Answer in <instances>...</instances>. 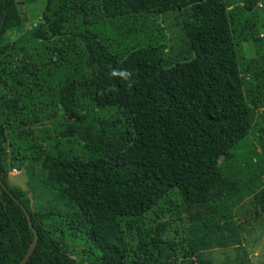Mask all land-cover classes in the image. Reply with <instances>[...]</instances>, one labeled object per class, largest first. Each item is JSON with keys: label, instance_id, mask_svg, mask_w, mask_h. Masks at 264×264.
I'll return each mask as SVG.
<instances>
[{"label": "trees", "instance_id": "1", "mask_svg": "<svg viewBox=\"0 0 264 264\" xmlns=\"http://www.w3.org/2000/svg\"><path fill=\"white\" fill-rule=\"evenodd\" d=\"M21 3L44 5L31 30ZM260 13L264 0H0V264L36 235L26 264L246 253L238 219L264 214ZM36 167L50 208L10 183Z\"/></svg>", "mask_w": 264, "mask_h": 264}, {"label": "rangeland", "instance_id": "2", "mask_svg": "<svg viewBox=\"0 0 264 264\" xmlns=\"http://www.w3.org/2000/svg\"><path fill=\"white\" fill-rule=\"evenodd\" d=\"M43 3V2H42ZM44 5L41 3L38 5H23L20 4V10L23 12L24 16L29 18V21L23 27V30H31L36 23V20L41 18L43 13ZM264 20V13H260L259 15ZM15 30H11L9 35H11ZM22 30L21 33H24ZM259 32L264 33V27L259 26ZM18 32L12 34V39H18L21 35ZM246 54L249 58H253L254 48L251 43L245 44ZM255 140V139H254ZM255 143L258 146V152H261V146L255 140ZM255 160V159H254ZM40 167L33 168L32 176L25 169L23 171L13 170L10 173V183L12 186L20 187L26 191H28L29 196L34 200V202L39 200V203L46 208H50L52 206V202L50 195H46L42 192L41 186V177L42 170ZM34 173V176H33ZM251 199V197L246 200ZM246 202L245 204H248ZM259 210V214L254 216L253 220H249V217L238 219L240 223L246 220L245 228H244V244H245V252H240L236 247L230 248H216L207 253L205 256L212 261V264H264V214H261L260 207H257ZM203 211L193 210L190 215L194 216L196 213H201ZM184 216V220H174L175 224H184L187 228L189 226L190 221L188 220V215L185 212H182ZM171 219L169 215H167L164 220ZM73 242H71L72 244ZM245 253V254H243Z\"/></svg>", "mask_w": 264, "mask_h": 264}, {"label": "water", "instance_id": "3", "mask_svg": "<svg viewBox=\"0 0 264 264\" xmlns=\"http://www.w3.org/2000/svg\"><path fill=\"white\" fill-rule=\"evenodd\" d=\"M0 184H2V181H1V177H0ZM4 186V185H3ZM6 188V187H5ZM23 207V206H22ZM24 208V207H23ZM28 219L30 220V217L28 216ZM31 225V223H30ZM32 227V225H31ZM33 228V227H32ZM36 243H37V235L35 236V240L34 242L31 244V247L28 251V253L26 254V256L21 260V262L19 264H26L30 258V256L32 255V253L34 252V249L36 247Z\"/></svg>", "mask_w": 264, "mask_h": 264}]
</instances>
